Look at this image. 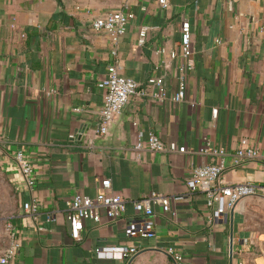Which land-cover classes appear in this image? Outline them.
Returning <instances> with one entry per match:
<instances>
[{"label": "crops", "instance_id": "obj_1", "mask_svg": "<svg viewBox=\"0 0 264 264\" xmlns=\"http://www.w3.org/2000/svg\"><path fill=\"white\" fill-rule=\"evenodd\" d=\"M120 8L134 17L114 45L91 21ZM183 22L195 51L184 101L132 96L108 134L95 136L98 83L108 65L119 63L122 75L140 83L165 71L167 94L176 91V61L157 50L178 47ZM143 26L149 29L139 46ZM149 132L176 150L149 151ZM71 133L76 140H68ZM241 138L263 156L235 164ZM214 147L228 152L226 183L264 186V0H170L166 8L155 0H0V165L19 199L9 219L20 224L21 203L34 198L44 228L22 229L21 246L6 264H171L168 246L184 264H264V198L245 197L226 219L209 223L205 195L186 185L191 170L211 160L201 150ZM16 150L33 164L32 191L7 169ZM104 179L126 199L124 216L85 221L76 241L64 201L75 193L95 196ZM153 191L170 198L168 211L153 205L152 236H126L136 214L132 201ZM119 246L137 253H95Z\"/></svg>", "mask_w": 264, "mask_h": 264}, {"label": "built area", "instance_id": "obj_2", "mask_svg": "<svg viewBox=\"0 0 264 264\" xmlns=\"http://www.w3.org/2000/svg\"><path fill=\"white\" fill-rule=\"evenodd\" d=\"M161 8H166L170 0H155ZM134 14L124 8L109 11L103 15L95 17L91 21L94 31L107 34L110 42L116 44L124 35L130 20ZM149 29L143 26L139 29L137 45L144 43L145 32ZM170 61H176L177 89L168 95L166 92V72L147 77L145 82L140 83L131 77L122 75L119 63L114 62L107 66L104 79L98 83V87L103 90L102 105L99 111L98 124L94 130L95 136L104 137L108 134L109 124L118 116L130 97L139 96L150 98L157 102L165 100L174 103L182 102L186 96V76L195 67V51L191 45V32L188 22L181 25L180 39L176 49L157 50ZM164 67L166 64L163 65ZM215 115V113H213ZM78 133H71L69 141L77 139ZM142 145L138 141L134 145V150L141 149ZM146 147L151 152L175 151V144L166 146L161 139L153 132L147 134ZM201 153L210 156V162L195 166L186 179V185L190 191H200L205 195V205L207 209V220L213 223L215 220L227 216L229 210L245 197L255 196L264 198V186L244 182L228 184L224 181L225 157L227 151L220 147L204 148ZM235 164L251 159H259L263 156L260 149L248 142L246 138H241L233 153ZM7 169L14 171L19 176L20 185L32 191L35 183V171L29 157L22 151L16 150L11 154ZM103 191L91 197L85 194L75 193L64 201L65 217L69 224L71 237L79 241L80 230L85 221L89 220L99 223L101 214L108 220L115 221L122 219L126 210V199L118 193L110 191V180L101 181ZM170 198L158 192H150L142 198L132 201L135 217L129 219L125 228V235L128 237H150L154 233L153 205H159L163 212L169 209ZM21 222L14 224L10 219L5 223L6 242L0 247V264L8 263L21 246V230L24 228H34L42 231L44 228L40 224L39 203L32 198L21 203ZM52 213L45 214V220L51 221ZM97 256L114 254L121 258L132 257L137 253V248L128 246L101 247L95 250ZM165 254L171 264H184L182 254L174 247L165 248Z\"/></svg>", "mask_w": 264, "mask_h": 264}, {"label": "rangeland", "instance_id": "obj_3", "mask_svg": "<svg viewBox=\"0 0 264 264\" xmlns=\"http://www.w3.org/2000/svg\"><path fill=\"white\" fill-rule=\"evenodd\" d=\"M18 206V196L0 165V247L6 242L5 223Z\"/></svg>", "mask_w": 264, "mask_h": 264}, {"label": "water", "instance_id": "obj_4", "mask_svg": "<svg viewBox=\"0 0 264 264\" xmlns=\"http://www.w3.org/2000/svg\"><path fill=\"white\" fill-rule=\"evenodd\" d=\"M230 253L232 252V238H230V249H229Z\"/></svg>", "mask_w": 264, "mask_h": 264}]
</instances>
